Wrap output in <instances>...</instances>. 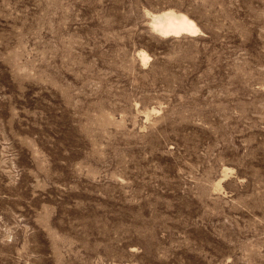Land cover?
Returning <instances> with one entry per match:
<instances>
[{
  "label": "rangeland",
  "instance_id": "1",
  "mask_svg": "<svg viewBox=\"0 0 264 264\" xmlns=\"http://www.w3.org/2000/svg\"><path fill=\"white\" fill-rule=\"evenodd\" d=\"M0 264H264V0H0Z\"/></svg>",
  "mask_w": 264,
  "mask_h": 264
},
{
  "label": "bare ground",
  "instance_id": "2",
  "mask_svg": "<svg viewBox=\"0 0 264 264\" xmlns=\"http://www.w3.org/2000/svg\"><path fill=\"white\" fill-rule=\"evenodd\" d=\"M148 15L150 16L149 26L151 30L161 37L197 35L201 31L196 23L185 13L173 9H167ZM138 55L143 64L147 63L150 59L144 51H139Z\"/></svg>",
  "mask_w": 264,
  "mask_h": 264
}]
</instances>
